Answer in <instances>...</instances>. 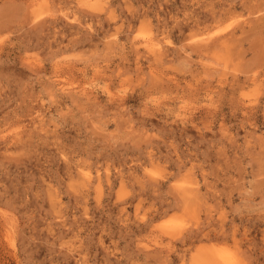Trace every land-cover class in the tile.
Returning <instances> with one entry per match:
<instances>
[{
  "label": "rangeland",
  "instance_id": "rangeland-1",
  "mask_svg": "<svg viewBox=\"0 0 264 264\" xmlns=\"http://www.w3.org/2000/svg\"><path fill=\"white\" fill-rule=\"evenodd\" d=\"M0 264H264V0H0Z\"/></svg>",
  "mask_w": 264,
  "mask_h": 264
}]
</instances>
